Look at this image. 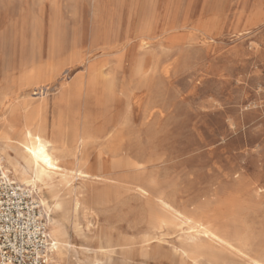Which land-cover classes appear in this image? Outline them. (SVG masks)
I'll use <instances>...</instances> for the list:
<instances>
[{"label": "rangeland", "instance_id": "374dc122", "mask_svg": "<svg viewBox=\"0 0 264 264\" xmlns=\"http://www.w3.org/2000/svg\"><path fill=\"white\" fill-rule=\"evenodd\" d=\"M28 119L70 145L78 211L34 186L61 264H264V0H0V133Z\"/></svg>", "mask_w": 264, "mask_h": 264}, {"label": "bare ground", "instance_id": "6f19581e", "mask_svg": "<svg viewBox=\"0 0 264 264\" xmlns=\"http://www.w3.org/2000/svg\"><path fill=\"white\" fill-rule=\"evenodd\" d=\"M6 99L8 100V98ZM44 124L43 122L35 124L32 120L28 119L24 129L21 130V139L18 140H15L11 134L12 127H7V130L0 133V139L3 144L2 150L7 151L8 149H11L13 151V155H8V164L11 169L6 171L13 173V180L20 183L23 182L22 184L32 186L33 188L38 184L47 187L50 197L55 200L53 205L55 209L66 208L67 212L76 213L79 206H81V202L78 195H76L74 188L70 187L66 192L67 195H70V198L65 196L60 197L61 189L64 186H68L71 181L70 173L61 163L63 162L64 156L67 155L70 147L68 139L63 136L56 139L47 138L46 127ZM109 129L110 126H105L100 130L99 134L103 136L108 135L110 140H112L114 135L113 133H109ZM73 142L78 143L80 146L86 143V139L83 136H77V138L73 139ZM110 150L115 153L120 151L119 148H115V146H111ZM118 162L116 163L117 165H119ZM137 164L134 165L136 166ZM0 167L4 168L1 163ZM76 175L79 177H85L88 173L83 168H79L76 171ZM57 176H59V179H57ZM42 202L46 207H51V203L49 204L45 199H43ZM163 205H165L168 210H173V208L165 202H163ZM144 214L145 213H143V216ZM174 218L175 219L173 220L175 221L176 219H179L177 215H175ZM168 222L172 223L174 221H168L163 218H158L156 220L157 225L164 223L168 224ZM183 222L187 223L189 229L192 230L186 238L185 245L187 247L200 250L203 247L202 244L199 243L200 240H210L212 242H220L224 245H230V240L219 235V233L201 220L184 217ZM66 234L67 232L64 229L63 223L59 220H54L51 229V236L55 241V255L60 264L65 260V250L68 246Z\"/></svg>", "mask_w": 264, "mask_h": 264}, {"label": "built area", "instance_id": "2783aa9c", "mask_svg": "<svg viewBox=\"0 0 264 264\" xmlns=\"http://www.w3.org/2000/svg\"><path fill=\"white\" fill-rule=\"evenodd\" d=\"M55 249L35 189L0 167V264H58Z\"/></svg>", "mask_w": 264, "mask_h": 264}, {"label": "crops", "instance_id": "0c3cea01", "mask_svg": "<svg viewBox=\"0 0 264 264\" xmlns=\"http://www.w3.org/2000/svg\"><path fill=\"white\" fill-rule=\"evenodd\" d=\"M8 175L13 179V176L11 175V173L8 172ZM19 183H20V182H19ZM21 184H22V183H21ZM49 232H50V231H49ZM50 235H51V233H50ZM51 238H52V240H54L52 236H51ZM54 256H55V258H56V255H55V254H54ZM56 261H57V263H58L57 258H56Z\"/></svg>", "mask_w": 264, "mask_h": 264}]
</instances>
